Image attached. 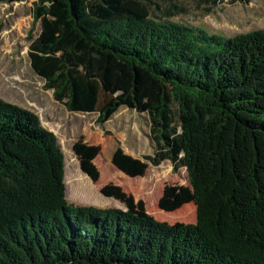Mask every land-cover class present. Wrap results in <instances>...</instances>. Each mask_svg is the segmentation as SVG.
<instances>
[{
    "label": "trees",
    "instance_id": "1",
    "mask_svg": "<svg viewBox=\"0 0 264 264\" xmlns=\"http://www.w3.org/2000/svg\"><path fill=\"white\" fill-rule=\"evenodd\" d=\"M160 1L36 0L28 54L67 112L147 114L144 160L186 170L196 224L69 203L56 134L0 99V264H264V29L211 34Z\"/></svg>",
    "mask_w": 264,
    "mask_h": 264
},
{
    "label": "rangeland",
    "instance_id": "2",
    "mask_svg": "<svg viewBox=\"0 0 264 264\" xmlns=\"http://www.w3.org/2000/svg\"><path fill=\"white\" fill-rule=\"evenodd\" d=\"M35 2L0 3V99L34 112L41 127L56 134L66 162V200L95 210H130L176 228L195 225L197 207L186 170L174 171L170 162L155 167L144 160L155 151L147 114L120 108L99 125L97 113L67 112L33 71L28 52L41 33L40 21L32 25ZM165 3L185 7L175 21L211 34L233 37L264 29V0Z\"/></svg>",
    "mask_w": 264,
    "mask_h": 264
}]
</instances>
